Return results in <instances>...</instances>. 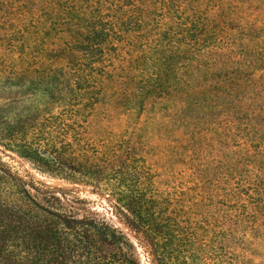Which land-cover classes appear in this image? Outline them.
<instances>
[{"label":"trees","instance_id":"16d2710c","mask_svg":"<svg viewBox=\"0 0 264 264\" xmlns=\"http://www.w3.org/2000/svg\"><path fill=\"white\" fill-rule=\"evenodd\" d=\"M139 1L82 0V6L70 8L63 31L76 37L56 51L62 64L46 73L50 81L65 78L66 93L54 83L47 93L34 94L16 109L22 125L11 123L10 130H3L10 140H0L34 165L53 171L70 168L68 177L73 178L63 179L109 196L113 213L129 233L120 223L80 213L51 187L26 181L0 155V264H142L138 245L151 264H245L254 255L264 220V41L242 47L225 41L223 30L206 33V26L189 13L195 9L192 0L150 5L168 19L190 24L191 73L181 81L195 97L191 109L175 114L187 127L205 116L219 121L230 136L228 151L239 146L244 160L227 173L235 191L228 196L231 206L221 222L197 219L182 200L186 193L138 154L134 142H93L91 126L79 117L83 104L78 93H104L98 76L108 75L103 66L109 45L133 37L137 26L146 25L150 8ZM258 32L263 40L264 32ZM17 79L7 78L6 84L16 87ZM181 87L185 104L187 91ZM47 96L65 102L57 109H41L36 104ZM17 133L27 136L17 140ZM82 144L94 152L80 150Z\"/></svg>","mask_w":264,"mask_h":264},{"label":"rangeland","instance_id":"374dc122","mask_svg":"<svg viewBox=\"0 0 264 264\" xmlns=\"http://www.w3.org/2000/svg\"><path fill=\"white\" fill-rule=\"evenodd\" d=\"M154 3L156 0H140L139 4L150 8L146 25L137 26L133 37L109 45L103 66L108 75L98 76L104 93H78L82 104H86L85 108L79 107V117L91 126L93 142H134L138 154L146 156L157 172L165 174L177 191L186 193L182 200L192 206L197 219L221 222L231 206L228 196L235 191L233 184L228 183L227 173L244 160L239 146L228 151L230 136L222 123L205 116L193 119L194 125L187 127L175 114L180 108L191 109L194 101L192 91L181 81H187L191 73L188 64L194 43L187 34L190 24L168 19L165 13L150 6ZM82 5V0H0V140H10L11 135L3 130H10L11 123L22 125L16 109L36 97L34 94L38 97L47 93L54 83L58 90H64L65 78L58 76L52 82L46 73L62 64L56 51L76 37L63 31L69 22L68 12ZM192 8L195 9L189 13L206 26L208 34L223 30L225 41L242 47L264 41L258 32H264V0H192ZM9 17L12 20H6ZM255 36L258 37L252 39ZM181 45L185 51L179 49ZM186 51L187 59L182 60ZM13 76L18 78L17 86L9 87L7 78ZM181 86L187 91L185 104ZM39 99L36 105L44 110L57 109L65 102L48 96ZM26 136L17 133L14 138ZM81 148L94 152L86 144ZM0 155L26 181L51 187L80 213L105 218L116 226L120 223L119 227L129 233L113 213L109 196L96 187L63 179L73 178L68 177L72 176L70 168L53 171L48 166L34 165L1 145ZM255 239L254 255L245 264H264V220ZM138 250L142 264H151L147 251L140 245Z\"/></svg>","mask_w":264,"mask_h":264},{"label":"water","instance_id":"95a60500","mask_svg":"<svg viewBox=\"0 0 264 264\" xmlns=\"http://www.w3.org/2000/svg\"><path fill=\"white\" fill-rule=\"evenodd\" d=\"M133 237V236H132ZM134 238V237H133ZM135 239V238H134Z\"/></svg>","mask_w":264,"mask_h":264}]
</instances>
